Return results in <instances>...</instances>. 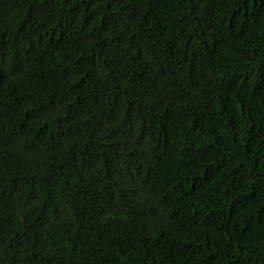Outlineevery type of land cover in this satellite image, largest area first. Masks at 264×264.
I'll return each instance as SVG.
<instances>
[{
	"label": "trees",
	"instance_id": "16d2710c",
	"mask_svg": "<svg viewBox=\"0 0 264 264\" xmlns=\"http://www.w3.org/2000/svg\"><path fill=\"white\" fill-rule=\"evenodd\" d=\"M0 264H264V0H0Z\"/></svg>",
	"mask_w": 264,
	"mask_h": 264
}]
</instances>
